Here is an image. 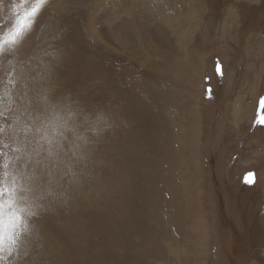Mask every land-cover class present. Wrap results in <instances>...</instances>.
Here are the masks:
<instances>
[{
    "label": "rangeland",
    "instance_id": "374dc122",
    "mask_svg": "<svg viewBox=\"0 0 264 264\" xmlns=\"http://www.w3.org/2000/svg\"><path fill=\"white\" fill-rule=\"evenodd\" d=\"M108 1L95 17L120 19L90 22L93 0L48 10L31 53L0 55L10 158L23 154L20 113L36 92L104 116L82 178L49 204L23 264H264V0Z\"/></svg>",
    "mask_w": 264,
    "mask_h": 264
},
{
    "label": "snow or ice",
    "instance_id": "6c2138e0",
    "mask_svg": "<svg viewBox=\"0 0 264 264\" xmlns=\"http://www.w3.org/2000/svg\"><path fill=\"white\" fill-rule=\"evenodd\" d=\"M50 5L51 0H15L11 4L12 17L0 24V55L5 60L29 45ZM0 7L8 5L0 0ZM217 72L223 74L219 63ZM20 95L27 93L21 91ZM71 100L57 90L36 92L20 113L23 154L20 147L11 158L7 151L0 152V264H23L30 237L49 204L74 190L91 158L92 138L87 133H96L95 124L104 116L99 109ZM254 119L264 126V95L259 97ZM10 147L4 145V149ZM244 180L254 183V173L248 172Z\"/></svg>",
    "mask_w": 264,
    "mask_h": 264
},
{
    "label": "bare ground",
    "instance_id": "6f19581e",
    "mask_svg": "<svg viewBox=\"0 0 264 264\" xmlns=\"http://www.w3.org/2000/svg\"><path fill=\"white\" fill-rule=\"evenodd\" d=\"M3 1H5V0H3ZM7 1V0H6ZM102 1H104V0H93V4H91L92 5V9H93V13H92V15H91V17H90V15H89V17H90V22H94V20H96L97 19V21L98 22H102L103 20H109L110 22H113V20H118V19H120L121 18V16H117L116 15V13H115V15H110V14H108V15H110V16H108L107 14H104V13H101V14H99L97 17H95L96 16V14H94V9L95 8H100V6H101V4H102ZM108 0H105V2H107ZM115 1V0H114ZM197 1V0H196ZM15 2V0H12V1H8V2H4V4H7L8 5V7L7 8H4V7H1V9L2 10H6V11H8V9L10 8L11 9V4L12 3H14ZM122 2V1H121ZM255 2H258V0H255ZM111 3H112V1H111ZM114 3V2H113ZM80 4H82V6H84V9H86L87 10V8H88V5H90V4H86L85 3V0H51V5H50V7H49V10L51 11V10H55V12H57V13H59V11H60V13L61 12H66V11H70V10H74L75 8H77V7H80ZM108 4H109V1H108ZM108 4H106V5H108ZM183 4V1L182 2H180L178 5L179 6H181ZM193 5V4H192ZM85 6H87V8H85ZM109 6V5H108ZM108 6H107V8H108ZM110 6H111V4H110ZM114 6V5H113ZM121 6H123V5H121ZM125 6H126V4H125ZM135 6V5H134ZM104 7V6H103ZM185 7V6H184ZM194 7V6H193ZM202 8V7H201ZM9 9V10H10ZM78 9V8H77ZM134 9H135V7H134ZM99 10V9H98ZM114 10V9H113ZM49 11V12H50ZM107 11V10H106ZM115 12V11H114ZM52 13V12H51ZM71 13H73V11L71 12ZM78 13L80 14V12L78 11ZM98 13V12H97ZM105 13H107V12H105ZM234 13H235V10H234ZM53 14V13H52ZM62 14V13H61ZM65 14H67V13H65ZM73 14H75V13H73ZM51 15V14H50ZM49 15V16H50ZM78 15V14H77ZM82 15V17H83V13L81 14ZM47 17H48V15H46ZM54 16H56V14L54 15ZM52 17V19H56L55 17ZM60 16V15H59ZM68 16H69V14H68ZM67 16V17H68ZM0 17L4 20V23L10 18V17H12V10H10V12L8 11V13H4L3 11H2V13H0ZM50 17V18H51ZM57 17V16H56ZM66 17V18H67ZM70 17V16H69ZM73 17V16H72ZM78 17V16H77ZM184 16L181 14V15H179V16H174V17H170V18H165L166 20H178L179 22H180V19L181 18H183ZM60 18H61V16H60ZM59 18V19H60ZM65 18V17H64ZM76 18V17H75ZM173 18V19H172ZM46 19V18H45ZM58 19V18H57ZM56 19V20H57ZM69 19V18H68ZM72 19V18H71ZM74 19V18H73ZM80 19H82L81 17H80ZM89 19V18H88ZM44 20V19H43ZM61 20V19H60ZM65 20V19H64ZM77 20V19H76ZM84 20V19H83ZM184 20V19H183ZM182 20V21H183ZM50 21H52V20H49V22ZM54 21V20H53ZM58 21V20H57ZM67 21V20H66ZM81 21V20H80ZM86 21V20H85ZM181 21V22H182ZM3 22V21H2ZM76 22H79V21H76ZM82 22V21H81ZM96 22V21H95ZM50 23H52V22H50ZM54 23V22H53ZM74 24H75V22H73ZM72 23V24H73ZM83 23V22H82ZM89 23V22H88ZM65 24H67V23H65ZM70 24V23H69ZM86 24V23H85ZM47 25H49L50 26V24L48 23ZM79 25V24H78ZM83 25V24H82ZM91 25V24H90ZM70 26V25H69ZM73 26V25H72ZM74 26H76V25H74ZM80 26V25H79ZM53 28V27H52ZM56 28V27H55ZM91 28H92V26H91ZM37 30V29H36ZM50 30H51V28H50ZM50 30H48V31H50ZM53 30V29H52ZM56 31H57V29H56ZM39 32V31H38ZM40 32H42L41 30H40ZM44 34H48V32L47 31H44L43 32ZM96 33V32H95ZM38 34H40V33H38ZM55 34V33H54ZM50 35V34H49ZM53 35V34H52ZM46 36V35H45ZM54 36V35H53ZM56 37V36H55ZM34 38H35V32L32 34V36H31V38H30V42H29V45L23 50V51H21L18 55H17V57H24V56H26L27 54H29V53H31L30 52V50H31V47H33L32 46V42H33V40H34ZM47 38V37H46ZM51 38H52V36H51ZM54 38V37H53ZM45 40V39H44ZM53 40V39H52ZM48 41V40H47ZM50 43V42H49ZM37 44V43H36ZM46 45V44H45ZM44 45V46H45ZM65 45V44H64ZM63 45V46H64ZM38 46V45H37ZM57 47V46H56ZM65 48V47H64ZM70 48V47H69ZM55 49H57V48H55ZM67 49V48H66ZM72 49V48H71ZM41 50V49H40ZM70 50V49H69ZM32 51V50H31ZM73 51V50H72ZM62 52V51H61ZM35 53V52H34ZM63 53H64V51H63ZM264 53V52H263ZM61 54V53H60ZM70 54H72V53H70ZM33 55V54H32ZM44 56V55H43ZM61 56V55H60ZM71 56V55H70ZM69 56V57H70ZM45 57V56H44ZM72 57V56H71ZM16 58V57H15ZM27 58V57H26ZM73 58V57H72ZM71 58V59H72ZM41 59V58H40ZM69 59V58H68ZM67 59V60H68ZM73 60H75V59H73ZM39 61V60H38ZM45 61H46V59H45ZM15 62V61H14ZM26 62V61H25ZM31 62V61H30ZM71 62V61H70ZM16 63H18V61L16 62ZM32 63V62H31ZM44 63V62H43ZM42 63V64H43ZM10 64L11 63H9L8 65L10 66ZM13 64V63H12ZM11 64V65H12ZM70 64V63H69ZM19 65V64H18ZM17 65V67H19ZM23 65V64H22ZM33 65V64H32ZM37 65V64H36ZM14 67H16V65H14ZM26 67V66H25ZM35 67V66H34ZM5 68V67H4ZM7 68H8V66H7ZM20 68V67H19ZM19 68H17V69H19ZM12 69H14V68H12ZM21 69V68H20ZM29 69V68H28ZM33 69V68H32ZM35 69V68H34ZM16 70V69H15ZM17 71V70H16ZM15 71V72H16ZM7 72H9V71H7ZM18 72V71H17ZM20 73V72H19ZM20 75H21V73H20ZM93 80V79H92ZM92 80H90L91 81V83H92ZM94 82V81H93ZM43 84V83H42ZM38 89V88H37ZM79 89V88H78ZM81 89H82V87H81ZM81 89H79V90H81ZM1 94V93H0ZM100 94V93H99ZM78 95V94H77ZM82 96H84L83 95V93L81 94ZM79 96V95H78ZM84 99V98H83ZM101 99V98H100ZM89 100V99H88ZM80 101V100H79ZM82 102H84V101H82ZM81 103V102H80ZM88 103H89V101H88ZM112 124V123H111ZM106 130V129H105ZM115 132V131H114Z\"/></svg>",
    "mask_w": 264,
    "mask_h": 264
}]
</instances>
